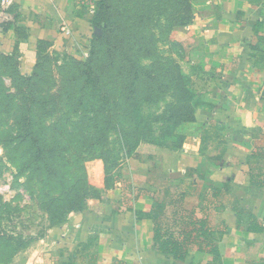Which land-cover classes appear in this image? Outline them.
<instances>
[{
    "label": "crops",
    "instance_id": "0c3cea01",
    "mask_svg": "<svg viewBox=\"0 0 264 264\" xmlns=\"http://www.w3.org/2000/svg\"><path fill=\"white\" fill-rule=\"evenodd\" d=\"M93 1L0 0L8 15L0 22L4 82L16 89L11 77L20 85L32 78L40 98L49 80L54 88L74 79L66 62L79 73L90 31L102 32L85 22L94 19ZM169 1L156 0L155 8ZM173 7L168 41H179L180 56L200 59L192 68L210 81L179 131L181 146L161 149V170L146 167L145 183L126 180L130 191H116L115 204L52 227L35 264H264V0H176ZM157 205L162 231L189 249L184 260L155 249Z\"/></svg>",
    "mask_w": 264,
    "mask_h": 264
},
{
    "label": "rangeland",
    "instance_id": "374dc122",
    "mask_svg": "<svg viewBox=\"0 0 264 264\" xmlns=\"http://www.w3.org/2000/svg\"><path fill=\"white\" fill-rule=\"evenodd\" d=\"M147 1L110 0V13L121 14V17L116 16L114 20L119 33L123 36L125 32L126 39L121 41L131 43L132 46L120 45L118 55H115L116 71H110L108 54L105 50L102 51L106 46L101 47V52L94 57L97 67L104 72L108 71L106 80L109 83L113 80V75L114 78L116 76V81H122L117 74L118 68L126 65L122 60L123 52L141 48L142 45L135 44L134 39H137L149 44L146 48H150V53L147 60L142 61L144 65L154 60L152 55L158 53V49L164 56L155 62L161 65L164 63L165 67L170 68L169 72L156 73L164 84L154 90L153 99L147 96L148 93L142 87L138 89L137 95H132V105L127 103V98L114 99L115 105L121 108V127L126 132L122 137L128 144H132L130 140L133 137L141 135L143 129L149 130L152 125L156 128L155 133L159 134L163 128L170 132L179 122H186L188 113L193 107L196 109L200 106L202 96L210 90V81L202 80L192 68V65L200 64V59L196 60L190 54L180 56L182 50L179 41L175 40L177 45L168 41L176 0H170L165 7L160 5L158 8H155L156 0L149 4ZM130 38L133 40H129ZM66 63V75L75 77L77 72L69 65L71 61ZM11 78L17 85L16 89L0 76V264H35L41 248L47 244L42 242L49 241L54 225L83 212V209L100 210L105 205H110V202L115 204L114 193L125 186V183L116 182V178L126 182L131 177H136V181L145 183L149 176L146 167L161 170L164 152L162 148L147 144L133 153L119 151L117 133L111 134L113 141L104 148L106 152H101L97 145L90 147L85 139L95 134L97 125L103 122V114L96 104L101 103V96L94 99L93 94L82 90L79 81L66 78L63 87L52 88V81L49 80L40 90L42 97L38 99V103L32 104L23 101L26 88L20 85L19 77L15 75ZM182 78L192 82L191 88H188L189 94L183 88ZM98 80L96 79L97 85ZM111 89L113 92L117 91V96L124 97L121 87ZM26 104L34 110L36 129L42 130L40 132L45 135L44 148L52 147L66 157V161L55 158L58 167H53L57 169V176L49 175L41 165L40 170L35 165L30 169L23 167L31 156L29 145L19 144L20 140L17 138L22 132V126L18 124L22 119L19 118L27 116ZM152 136L151 133L150 137H144L150 139ZM160 139L170 144L177 143L180 138L162 135ZM155 176L160 174L150 176L156 182L160 177L157 179ZM124 191L129 192L130 189L124 188ZM51 199L59 202L52 203Z\"/></svg>",
    "mask_w": 264,
    "mask_h": 264
},
{
    "label": "trees",
    "instance_id": "16d2710c",
    "mask_svg": "<svg viewBox=\"0 0 264 264\" xmlns=\"http://www.w3.org/2000/svg\"><path fill=\"white\" fill-rule=\"evenodd\" d=\"M95 8V16L93 20L86 19V24L95 27H98L102 30L100 34H96L90 31L89 37H90V48L91 52L87 59V61L84 64H78V71L77 76H75V80L79 81L80 84H82V90H86V92L90 93L94 99L101 96V103H96L100 107V112L103 114V122L100 125H97L96 127V133L90 135L88 139H85L89 142V146H98V148L101 150V152H106L104 148L106 146H109L112 144L111 134L117 133L118 136V142H120L119 151L123 152H136L140 146L143 144L155 146L157 148L162 149H177L181 146V139L182 136L179 134L180 129L183 127V125L187 122H190L191 118L194 115V107L193 110L190 111L188 120L179 122L178 126L172 127L171 131L168 132V130L165 131V128H163V131H160L159 134L155 133V127H152L146 131V129H143L141 135H137L136 137H133L130 141L132 144H128L126 140L123 139V135L126 133L124 128L121 127L122 124V114H121V108L117 107L115 105L114 99L120 98L125 99L127 98L130 105H132L131 101L133 99L132 95H137L138 89L143 88L147 93L148 97L150 96L152 99L154 98L153 93L154 90L158 87H163L164 83L160 82L159 76L156 75L157 72H165V65L162 63V65L159 62H155L157 59H161L157 54L155 53L154 60L150 61V64H143L142 61L147 58V55L149 56L150 48H146L149 46V44H146L144 41H137L136 45H142L141 48H138V50L134 51L133 49H127V51L123 52L122 60L125 61L126 65L118 68V76H121L122 81H116V76L113 80L110 81L106 80V74H108V71H102V69L98 68L95 63V56L98 54V52H101L100 48L106 46L102 51H106L108 54V66L110 71H116L115 70V64H116V57L118 53L117 51L120 48L121 44H126L121 41V39L124 40L125 32L122 34L119 33V28L117 23H114L115 17L119 16L121 17V14L118 12V15H113L110 13V0H94L93 1ZM85 14V13H84ZM87 14V13H86ZM85 14V16H86ZM84 18V17H83ZM86 18V17H85ZM122 27V24L120 25ZM87 28V25H85ZM121 37V38H120ZM129 40H133L130 38ZM126 46H132L131 43L126 44ZM123 48V47H121ZM153 52V49H152ZM131 53V54H129ZM147 60V59H146ZM170 70L166 71L169 72ZM174 71V70H172ZM32 73V72H31ZM34 74V72H33ZM34 76V75H33ZM42 80H48L47 75H43ZM96 79L98 80V85L96 84ZM101 80V81H100ZM183 80V88H185L186 93L189 94L188 88H191L192 82L187 78H182ZM101 85H99L100 83ZM116 83H120L119 85H113ZM21 86H24L26 88L25 98L23 101L31 102L32 104L38 103L37 97L34 96L33 86H36V83L32 78L30 79H23L21 82ZM97 86V88L95 87ZM117 86L121 87L124 92V97L117 96V91L113 92L111 88H116ZM176 86H174L175 88ZM97 93V94H96ZM117 96V97H116ZM199 96H197L198 98ZM189 104V103H188ZM115 105V106H114ZM138 105V104H137ZM136 105V106H137ZM195 105L198 106L196 103ZM190 105H188V108ZM26 111L27 116L22 117L19 119H22L18 124L22 126V132L17 136V138L20 140L19 144H28V151L31 153V156L29 158L28 163L23 164L24 169H30L33 165L36 166V169L40 170L41 168L39 165L44 168L47 173L51 176H57V169L53 167V165H56L55 158L60 161H66V157L61 153H58L54 148H44L45 144V135L42 134V130H37L35 126V115L34 110L32 107L28 106L26 104ZM156 126V125H155ZM154 129V130H152ZM124 133V134H123ZM153 134V136L148 139L149 136ZM163 137H170L171 135L173 137L180 138L177 143L170 142L168 144L165 141H161V136ZM170 135V136H169ZM16 140V138H14ZM116 142V141H114ZM56 169V170H55ZM125 183V188L129 189L131 188L129 184H126L127 182L122 181L120 178H116V182ZM127 185V186H126ZM254 185L259 186V184L254 182ZM67 194H70L69 192ZM70 196V195H69ZM67 196V198L69 197ZM52 203H58L59 200H52ZM65 208V207H64ZM85 209H83L84 211ZM53 212V211H51ZM156 212L158 215L154 217H150L157 225L154 235V242L157 245L155 249L164 254L171 255L175 257L178 260H184L186 256L189 254L188 247L185 246L182 242L177 241L173 235L163 232L162 226L157 222L159 217L161 216L163 212V206L157 205ZM141 216V214H140ZM145 213H143L142 217H145ZM139 217V216H138ZM68 219H63L62 222L59 225H54L53 227H59L60 225L63 226L67 223ZM158 223V224H157ZM203 224V223H202ZM60 226V227H61ZM204 227V225H202ZM200 234V233H199ZM200 236H203L205 238L208 237V235L203 231ZM200 250H205L201 249ZM212 253L215 255L216 258L219 259L220 255L217 251L216 247L212 246L211 249Z\"/></svg>",
    "mask_w": 264,
    "mask_h": 264
},
{
    "label": "water",
    "instance_id": "95a60500",
    "mask_svg": "<svg viewBox=\"0 0 264 264\" xmlns=\"http://www.w3.org/2000/svg\"><path fill=\"white\" fill-rule=\"evenodd\" d=\"M5 18H8V15L2 11H0V22L5 19Z\"/></svg>",
    "mask_w": 264,
    "mask_h": 264
},
{
    "label": "built area",
    "instance_id": "2783aa9c",
    "mask_svg": "<svg viewBox=\"0 0 264 264\" xmlns=\"http://www.w3.org/2000/svg\"><path fill=\"white\" fill-rule=\"evenodd\" d=\"M68 34L70 35V32Z\"/></svg>",
    "mask_w": 264,
    "mask_h": 264
}]
</instances>
